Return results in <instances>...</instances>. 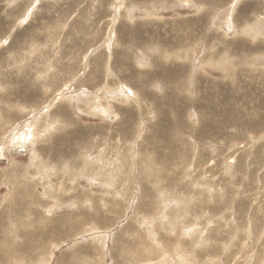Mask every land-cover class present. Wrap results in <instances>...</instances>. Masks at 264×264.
Listing matches in <instances>:
<instances>
[{
    "label": "rangeland",
    "instance_id": "374dc122",
    "mask_svg": "<svg viewBox=\"0 0 264 264\" xmlns=\"http://www.w3.org/2000/svg\"><path fill=\"white\" fill-rule=\"evenodd\" d=\"M0 264H264V0H0Z\"/></svg>",
    "mask_w": 264,
    "mask_h": 264
},
{
    "label": "bare ground",
    "instance_id": "6f19581e",
    "mask_svg": "<svg viewBox=\"0 0 264 264\" xmlns=\"http://www.w3.org/2000/svg\"><path fill=\"white\" fill-rule=\"evenodd\" d=\"M130 12V11H129ZM108 78V77H107Z\"/></svg>",
    "mask_w": 264,
    "mask_h": 264
}]
</instances>
